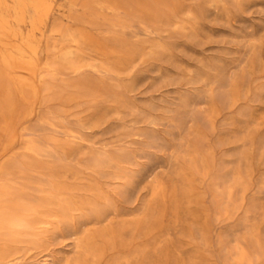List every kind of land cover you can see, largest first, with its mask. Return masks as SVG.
<instances>
[{
    "label": "rangeland",
    "instance_id": "374dc122",
    "mask_svg": "<svg viewBox=\"0 0 264 264\" xmlns=\"http://www.w3.org/2000/svg\"><path fill=\"white\" fill-rule=\"evenodd\" d=\"M0 264H264V0H0Z\"/></svg>",
    "mask_w": 264,
    "mask_h": 264
}]
</instances>
